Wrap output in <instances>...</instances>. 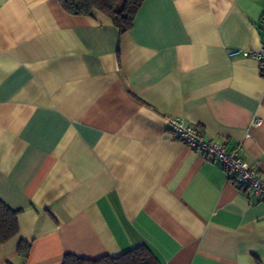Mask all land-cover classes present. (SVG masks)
<instances>
[{"label": "crops", "instance_id": "1", "mask_svg": "<svg viewBox=\"0 0 264 264\" xmlns=\"http://www.w3.org/2000/svg\"><path fill=\"white\" fill-rule=\"evenodd\" d=\"M262 45L264 0H144L123 33L0 0V200L19 227L0 264L141 245L160 264H264V203L165 125L241 144L264 179V66L229 55Z\"/></svg>", "mask_w": 264, "mask_h": 264}, {"label": "trees", "instance_id": "2", "mask_svg": "<svg viewBox=\"0 0 264 264\" xmlns=\"http://www.w3.org/2000/svg\"><path fill=\"white\" fill-rule=\"evenodd\" d=\"M64 11L71 15L93 16L101 13L110 18L119 32L128 31L134 17L144 0H58ZM18 211L12 210L0 200V245L15 237L19 232ZM31 243L20 240L17 251L22 258H27ZM62 264H160L151 250L145 246H137L122 254L102 256L97 259L65 254Z\"/></svg>", "mask_w": 264, "mask_h": 264}, {"label": "built area", "instance_id": "3", "mask_svg": "<svg viewBox=\"0 0 264 264\" xmlns=\"http://www.w3.org/2000/svg\"><path fill=\"white\" fill-rule=\"evenodd\" d=\"M229 55L250 57L264 66V45L258 50H231ZM165 125L166 129L176 135L183 144L199 151L206 158L218 161L229 174L230 180L238 188L245 190L250 198H256L264 203V179L242 158L241 144L227 149L225 141L206 140L199 126L190 124L180 117H167Z\"/></svg>", "mask_w": 264, "mask_h": 264}]
</instances>
